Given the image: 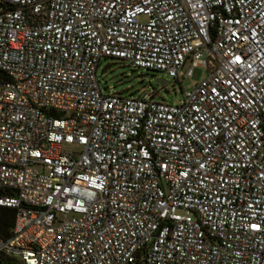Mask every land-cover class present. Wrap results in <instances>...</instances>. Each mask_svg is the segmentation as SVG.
<instances>
[{
  "label": "built area",
  "instance_id": "1",
  "mask_svg": "<svg viewBox=\"0 0 264 264\" xmlns=\"http://www.w3.org/2000/svg\"><path fill=\"white\" fill-rule=\"evenodd\" d=\"M100 57L180 81L102 92ZM264 0H0V254L264 264Z\"/></svg>",
  "mask_w": 264,
  "mask_h": 264
},
{
  "label": "rangeland",
  "instance_id": "2",
  "mask_svg": "<svg viewBox=\"0 0 264 264\" xmlns=\"http://www.w3.org/2000/svg\"><path fill=\"white\" fill-rule=\"evenodd\" d=\"M205 73L202 65L193 66L189 76L180 81L154 70L132 67L122 59L100 57L95 67V78L102 92H116L120 95L149 96L152 100L175 103L181 98V91L189 90ZM163 78L160 84L155 79ZM264 157V143L259 148Z\"/></svg>",
  "mask_w": 264,
  "mask_h": 264
},
{
  "label": "trees",
  "instance_id": "3",
  "mask_svg": "<svg viewBox=\"0 0 264 264\" xmlns=\"http://www.w3.org/2000/svg\"><path fill=\"white\" fill-rule=\"evenodd\" d=\"M14 210L10 207L0 206V235L6 237L9 234ZM0 264H18V262L9 257L0 254Z\"/></svg>",
  "mask_w": 264,
  "mask_h": 264
},
{
  "label": "water",
  "instance_id": "4",
  "mask_svg": "<svg viewBox=\"0 0 264 264\" xmlns=\"http://www.w3.org/2000/svg\"><path fill=\"white\" fill-rule=\"evenodd\" d=\"M158 83L163 84L164 83V79L163 78H156L155 79Z\"/></svg>",
  "mask_w": 264,
  "mask_h": 264
}]
</instances>
